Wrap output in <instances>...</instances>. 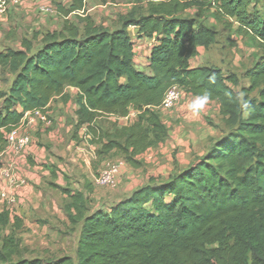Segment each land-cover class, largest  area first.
<instances>
[{"label": "trees", "instance_id": "16d2710c", "mask_svg": "<svg viewBox=\"0 0 264 264\" xmlns=\"http://www.w3.org/2000/svg\"><path fill=\"white\" fill-rule=\"evenodd\" d=\"M155 1L109 30L82 16L83 0H69L58 8L64 16L75 12L82 29L64 19L62 30L44 34L37 48L24 39L19 49L0 50V68L13 74L8 90H0V153L26 112L45 113L56 97L66 101L67 87L75 90V131L84 128L99 155L113 150L132 165L134 156L167 136L155 109L171 86L193 98L207 93L228 131L183 170L107 208L86 214L84 195L63 189L70 198L66 217L80 225L75 258L25 256L10 232L0 234V264H264V56L245 71L247 86L234 90V74L191 65L217 32L181 14L189 7L212 10L227 27L264 43V0ZM130 27L135 38L154 39L144 69L135 65ZM130 110L136 111L132 123L113 136L100 133L97 118ZM9 219L2 210L0 226Z\"/></svg>", "mask_w": 264, "mask_h": 264}, {"label": "rangeland", "instance_id": "374dc122", "mask_svg": "<svg viewBox=\"0 0 264 264\" xmlns=\"http://www.w3.org/2000/svg\"><path fill=\"white\" fill-rule=\"evenodd\" d=\"M155 2L83 0L82 16L87 15L95 25L113 30L119 27L121 16L131 11L144 14ZM58 5L67 8L69 0H27L19 5L10 4L0 14V50L7 47L19 49L24 39L31 40L37 48L44 34L62 30L64 19L82 29V23L76 22L75 12L64 16ZM44 6L49 11L42 10ZM211 11L189 7L181 12L212 26L217 32L215 42L207 48H199L191 65H213L226 75L234 74L238 84L233 89L239 91L248 84L245 71L264 56V43L237 33L235 25L227 27V22L213 18ZM134 31L130 28L131 39L137 47L140 41L135 38ZM141 45L146 53L148 41ZM138 51L135 50V65L144 69L147 64L145 53L137 54ZM12 79L13 74L0 68V90L7 91ZM65 94L69 96L66 101L56 97L46 109L45 115L50 123L44 124L35 116H27L21 121L18 133L29 137V143L22 150L0 153V212L7 210L10 214L9 222L0 226V234L13 232L28 257L51 259L67 255L75 258L80 225L70 224L66 217L70 198L63 189L84 195L86 214L107 208L137 187L150 181H165L183 170L228 131L217 103L208 100L201 110L193 111L189 105L196 98L181 92L171 108L155 109L167 128L165 140L134 156L138 163L132 165L113 150L99 155V145L89 141L84 128L75 131V90L67 87ZM254 95L255 91L250 93V96ZM129 114L128 119L117 116L97 118L100 133L113 136L116 130L136 118V111L130 110ZM112 163L119 164L115 186L97 184L95 179L99 172ZM1 193H5V197Z\"/></svg>", "mask_w": 264, "mask_h": 264}, {"label": "built area", "instance_id": "2783aa9c", "mask_svg": "<svg viewBox=\"0 0 264 264\" xmlns=\"http://www.w3.org/2000/svg\"><path fill=\"white\" fill-rule=\"evenodd\" d=\"M27 1V0H0V14L4 13L8 6L11 5H19L22 2ZM57 1V0H56ZM42 10L44 11H49L47 7H42ZM82 12V11H80ZM79 12V13H80ZM134 28V27H130ZM129 28V30H130ZM148 41V44L151 45L154 42V39H146ZM181 91L178 89L177 86H171L167 89V91L164 94V97L160 103V105L157 108H162V109H169L171 108L180 98ZM129 113L124 116V117H119L121 119H128ZM27 116H35L38 120H40L44 124L50 123L48 120L47 116L45 113L35 110L33 112H26L24 115L25 119ZM22 119V120H23ZM27 119V118H26ZM29 123V121H27ZM20 126V125H19ZM12 129L8 134H7V145L5 149L1 152V154L5 152H18L22 150L28 143H29V137L24 134H19L18 133V128ZM119 170V164L118 163H112L107 165L104 169H102L99 174L97 175L95 182L97 184L101 185H107L110 187L115 186L116 184V174ZM6 176H9L8 172H5ZM10 182L12 179L10 178ZM2 197H5V193H1Z\"/></svg>", "mask_w": 264, "mask_h": 264}, {"label": "clouds", "instance_id": "9594fccd", "mask_svg": "<svg viewBox=\"0 0 264 264\" xmlns=\"http://www.w3.org/2000/svg\"><path fill=\"white\" fill-rule=\"evenodd\" d=\"M208 98L209 97L207 93L197 96L196 100L189 105V108L192 109L193 111L201 110L204 107V105L207 103Z\"/></svg>", "mask_w": 264, "mask_h": 264}, {"label": "crops", "instance_id": "0c3cea01", "mask_svg": "<svg viewBox=\"0 0 264 264\" xmlns=\"http://www.w3.org/2000/svg\"><path fill=\"white\" fill-rule=\"evenodd\" d=\"M137 41H140V43L138 44L137 47H136V45H135V50H136V49H137V50L139 49V51L137 52V54H138L139 52L141 53L142 51L145 50V48H143L142 45H141L142 42H145V39H144V38H138ZM144 53H145V51H144ZM135 55H136V52H135ZM147 55H148V48L146 49V53H145V58H146L145 60H146V63H147ZM134 58H135V57H134ZM134 62H135V64H136L137 61L134 59Z\"/></svg>", "mask_w": 264, "mask_h": 264}]
</instances>
